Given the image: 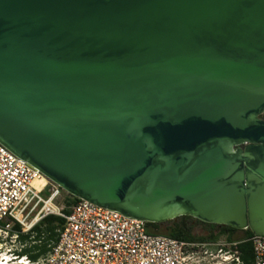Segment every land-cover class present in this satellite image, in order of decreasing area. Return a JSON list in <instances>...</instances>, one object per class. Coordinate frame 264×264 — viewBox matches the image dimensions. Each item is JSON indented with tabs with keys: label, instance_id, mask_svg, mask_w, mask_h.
<instances>
[{
	"label": "water",
	"instance_id": "1",
	"mask_svg": "<svg viewBox=\"0 0 264 264\" xmlns=\"http://www.w3.org/2000/svg\"><path fill=\"white\" fill-rule=\"evenodd\" d=\"M0 143L126 216L264 236V0H0Z\"/></svg>",
	"mask_w": 264,
	"mask_h": 264
},
{
	"label": "built area",
	"instance_id": "2",
	"mask_svg": "<svg viewBox=\"0 0 264 264\" xmlns=\"http://www.w3.org/2000/svg\"><path fill=\"white\" fill-rule=\"evenodd\" d=\"M68 195L0 143V264H246L239 240L195 241L152 233L148 222L87 200L66 204ZM50 215L64 224L48 251L31 259L22 251L40 243L35 228ZM247 240L252 264H264V236Z\"/></svg>",
	"mask_w": 264,
	"mask_h": 264
},
{
	"label": "trees",
	"instance_id": "3",
	"mask_svg": "<svg viewBox=\"0 0 264 264\" xmlns=\"http://www.w3.org/2000/svg\"><path fill=\"white\" fill-rule=\"evenodd\" d=\"M66 204L79 200V198L72 195L66 197ZM198 223L204 224L207 227V234L203 236H196L191 233V226L184 225L182 219H173L170 221L162 223H152L148 222L147 227L148 231L157 234H163L169 237L183 239V240H195V241H211L217 240L219 236L225 235L227 240H239L238 248L241 253V258L246 264H252L253 254H252V245L247 240L253 235L249 230H238L229 226L216 225L210 223H204L198 221ZM64 224V220L61 217L50 215L46 217L41 226H37L35 230L37 231V239L40 241L39 244L33 245L31 248H26L22 252L27 254L31 259L37 258L40 254H44L48 251V244L56 241L58 235V229H61ZM159 224H167V226L159 230L157 226ZM15 228H18V225H15ZM239 231L243 232V236L240 238H235V234ZM33 249H38V253H32Z\"/></svg>",
	"mask_w": 264,
	"mask_h": 264
},
{
	"label": "rangeland",
	"instance_id": "4",
	"mask_svg": "<svg viewBox=\"0 0 264 264\" xmlns=\"http://www.w3.org/2000/svg\"><path fill=\"white\" fill-rule=\"evenodd\" d=\"M65 195V192L63 193ZM189 226H191V233L196 236H203L207 234V227L204 224L198 223L195 221L194 223H191ZM243 236V232L239 231L235 234V238H240ZM226 238L225 235L219 236V240H224Z\"/></svg>",
	"mask_w": 264,
	"mask_h": 264
},
{
	"label": "flooded vegetation",
	"instance_id": "5",
	"mask_svg": "<svg viewBox=\"0 0 264 264\" xmlns=\"http://www.w3.org/2000/svg\"><path fill=\"white\" fill-rule=\"evenodd\" d=\"M195 221H197V220H196V219H192V218L182 219V223H183L184 225H187V226H189L191 223H194ZM166 226H167V224H159V225L157 226V229L162 230V229H164Z\"/></svg>",
	"mask_w": 264,
	"mask_h": 264
}]
</instances>
